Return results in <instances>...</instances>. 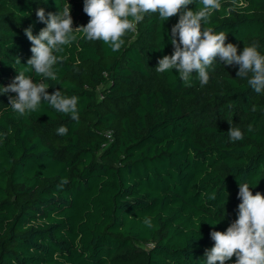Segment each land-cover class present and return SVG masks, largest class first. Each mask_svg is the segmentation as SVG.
<instances>
[{"label":"trees","instance_id":"16d2710c","mask_svg":"<svg viewBox=\"0 0 264 264\" xmlns=\"http://www.w3.org/2000/svg\"><path fill=\"white\" fill-rule=\"evenodd\" d=\"M67 4L86 26L84 0H0V264H206L211 232L238 219L239 184L264 194V92L219 62L204 86L158 73L179 14H146L116 52L78 34L46 80L27 65L25 29L38 35V10ZM209 26L238 54L256 44L264 55V0H221ZM19 72L79 97V121L47 102L16 113L3 88Z\"/></svg>","mask_w":264,"mask_h":264},{"label":"clouds","instance_id":"9594fccd","mask_svg":"<svg viewBox=\"0 0 264 264\" xmlns=\"http://www.w3.org/2000/svg\"><path fill=\"white\" fill-rule=\"evenodd\" d=\"M195 0H84V13L90 18L86 26L73 27L70 4L65 5L59 14H48L44 9L36 13L39 20L47 26L38 35L31 28L25 35L33 45L32 57L27 61L37 75L46 80H57L56 65L64 57L57 55L64 46L77 41L78 34L88 41H103L113 52L125 44L124 37L135 32L137 25L148 13L158 14L161 21L179 14V21L171 29L172 55L159 59L156 71L165 73L176 69L186 87H192L193 73L201 86L207 85L210 72L219 62L225 66H238L237 76L247 78V83L256 92H264V55L258 46H245L242 53L232 43H226L228 34L216 32L209 26L212 12L221 7V0H200L202 7L189 8ZM20 60L18 58V61ZM51 87L43 80L34 82L23 72L15 78L5 93H16L9 97L11 108L20 116L39 110L42 102H47L55 110L70 115L79 121V97L65 95L62 91L49 94ZM252 111H256L253 107ZM253 129L249 126L248 131ZM59 135H66L68 128L61 126ZM232 141L243 139L238 127H231L227 133ZM238 219L225 232L213 231L211 238L214 247L206 250V264H227L235 257V264H264V194L253 195L248 183L239 184ZM147 227H152L151 219L144 218Z\"/></svg>","mask_w":264,"mask_h":264}]
</instances>
